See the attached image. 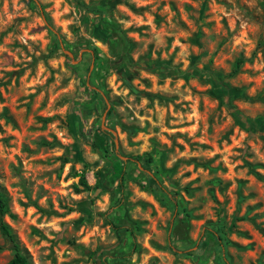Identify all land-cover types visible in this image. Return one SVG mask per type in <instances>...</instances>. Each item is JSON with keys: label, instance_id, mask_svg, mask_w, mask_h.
<instances>
[{"label": "rangeland", "instance_id": "374dc122", "mask_svg": "<svg viewBox=\"0 0 264 264\" xmlns=\"http://www.w3.org/2000/svg\"><path fill=\"white\" fill-rule=\"evenodd\" d=\"M0 190L32 264H264V0H0Z\"/></svg>", "mask_w": 264, "mask_h": 264}, {"label": "trees", "instance_id": "16d2710c", "mask_svg": "<svg viewBox=\"0 0 264 264\" xmlns=\"http://www.w3.org/2000/svg\"><path fill=\"white\" fill-rule=\"evenodd\" d=\"M94 52H96V49H93ZM98 59V57H97ZM238 64H241L238 63ZM112 135L106 131L99 129L95 134H94V141H93V146L98 149L106 150L111 144L114 147V142L111 141ZM141 158V157H139ZM138 158V159H139ZM144 161L147 166H151V164L154 163L153 159V154L152 153H146L144 156ZM115 170L118 173V176L121 178L122 182L124 180V172H125V163L121 161H116L115 162ZM151 180V188L154 190V192H157L158 190L161 189V184L156 178H152ZM80 183L85 186L86 188L89 187L87 178L83 175L80 178ZM81 190V189H80ZM158 194V193H157ZM9 210L7 199L5 194L0 190V229L1 232L8 238V240L11 242L13 250H14V255L11 258V260L8 262V264H32L29 257L27 254L23 251L19 240L17 239V236L14 232V230L11 228V226L3 219V215L7 213ZM139 229V227H136ZM132 234H135L134 230H131ZM211 235L213 237L217 236L218 238H223L220 233V231H211ZM205 244V243H203ZM173 248L174 251H176V247H171ZM177 249V253H178ZM224 264H229L228 262H225Z\"/></svg>", "mask_w": 264, "mask_h": 264}]
</instances>
